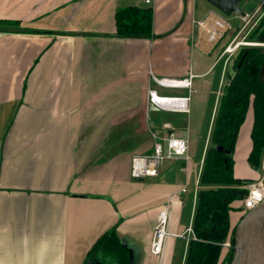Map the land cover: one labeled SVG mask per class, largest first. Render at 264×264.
I'll return each instance as SVG.
<instances>
[{
    "label": "crops",
    "instance_id": "crops-1",
    "mask_svg": "<svg viewBox=\"0 0 264 264\" xmlns=\"http://www.w3.org/2000/svg\"><path fill=\"white\" fill-rule=\"evenodd\" d=\"M165 1L148 5L154 10L153 37L122 38L115 20L117 9L129 5L122 0H0V264H85L94 243L114 227L130 251L129 264L186 263L193 238L186 231L195 221L200 174L222 94L199 164L198 90L168 82L191 74L195 82L222 59L224 81L229 59L224 49L244 31L242 13L249 12L241 7L245 0H204L201 16L194 0H168L163 10ZM263 6L259 1L252 14L259 17ZM186 8L201 17L195 26L182 19ZM234 18L242 26L222 46L231 29L226 20ZM219 19L223 30L211 40ZM180 22L170 39L156 37ZM188 39L204 54H214L218 45L221 52L206 61L208 68L199 55L195 67L187 58ZM150 90L193 95L192 109H159L150 104ZM170 132L188 140L191 159H166L157 176L134 178L133 155L153 150L154 133L164 138ZM251 146L252 140L243 171L236 172V160L235 174L255 180L261 165L249 163ZM168 203L170 233L163 253L154 254L157 217ZM243 211L231 212L233 226Z\"/></svg>",
    "mask_w": 264,
    "mask_h": 264
},
{
    "label": "trees",
    "instance_id": "trees-1",
    "mask_svg": "<svg viewBox=\"0 0 264 264\" xmlns=\"http://www.w3.org/2000/svg\"><path fill=\"white\" fill-rule=\"evenodd\" d=\"M116 35L122 38H151L154 10L151 6L128 5L115 13ZM247 42L264 43V14L247 37ZM264 45L242 44L233 56L221 96L201 172L200 188L185 264H231L235 254V229L231 212L244 201L242 186L252 179L236 176L234 153L240 130L252 108V146L249 163L258 168L264 157ZM243 215L244 212H243ZM230 241L231 246L224 243ZM89 251L85 264H129L130 251L120 242L116 227L100 236ZM226 250V251H225Z\"/></svg>",
    "mask_w": 264,
    "mask_h": 264
},
{
    "label": "rangeland",
    "instance_id": "rangeland-1",
    "mask_svg": "<svg viewBox=\"0 0 264 264\" xmlns=\"http://www.w3.org/2000/svg\"><path fill=\"white\" fill-rule=\"evenodd\" d=\"M194 1L199 3V15L201 16L202 12L204 11V5L203 4H205V2H204V0H194ZM259 1H261V0H247V1L245 0V2L241 5V7H244L245 11H248L249 14H252L253 8L256 7V4H258ZM122 2H124L125 4H129V5H140V6L151 5V3L150 4L145 3L143 0H122ZM167 3H168V0L165 1V5L163 7V10H165V6ZM263 14H264V8H262V10H261V16ZM199 15L197 13L193 14L192 11H189V10L187 11V8H186V11L184 12V14L182 16V19H183V21H187L189 19L191 21L193 20V23L195 26V22H197L196 20L198 18H201V17H199ZM165 17H166V15L164 13L160 16V19L161 20L165 19ZM176 18H177V15H176ZM259 20H260V18L258 19V21ZM226 21L229 23V25H231V29L224 33L225 37L223 38V40L221 42L222 46H223V44H225V42L230 40V38L235 35V33H236L235 31L242 26V21L239 18H234L232 21L227 19ZM180 26H181V22L178 23L177 25L174 24L171 28H168L169 31H166L164 33L157 32L156 37L164 36V38H165L164 41H166V40L171 38V32L176 31L178 28H180ZM254 27H252L250 25L247 28H245L244 31L238 33V35L235 37L236 39L234 40L233 47L231 49L229 48L230 49L229 51H226L228 45L225 47L224 53H225V55H227V57H229V59H228L226 66H225L226 73H224V75H223L224 81L221 82V78H222L221 73H222V70L224 68V59L219 60L216 63H214L212 65L211 70L204 77H201V78L196 77L195 82H193L194 76L192 77L191 87L195 86L194 88L198 90L197 94L194 95V104H195L194 107H195V110L198 111L196 114V118L198 119L197 121L199 123H201L200 129L194 128L198 131V134H200V138L197 139V141H196V154L197 155L195 156L196 162L199 164H201V159H202V156L204 154V147H205L206 138L208 136V131L212 126L214 108H215L221 94H223V92H224L225 84L228 82L229 73L232 72L233 56L235 55L236 50H237V48L234 49V46L237 43V41L238 42L240 41V43H241L240 45H242L243 42H247L246 39L252 33ZM197 39L198 38L196 37V40ZM185 42L189 45L187 58H188L189 62L192 61V63L194 64L195 67H196V62L198 60L199 55H202L205 57V62L208 60L214 61V58L217 56V54H219L221 52V47L218 45L214 54H211V55L204 54V52L199 50V48L190 44L189 39ZM258 43H261V42H258ZM204 64H205L204 65L205 68L209 67V64L207 62ZM193 72L194 71L191 70V72H189V73H193ZM192 96L193 95L189 96V98H190L189 99V107L191 109H192V105H193L192 104V101H193ZM198 122H197V125L199 124ZM252 123H253V112H252V108H251L247 113L246 121L244 122L242 130L240 131L241 133L238 136L239 140H237L236 149H235V153H234V158H235V160H237L236 172H239V173H242L243 167L246 164L247 151L250 147V140H251L250 139V128H251ZM199 126H200V124H199ZM199 126L197 128H199ZM194 127H195V125H194ZM206 153H205V157H206ZM259 176L257 175V178H255V180L258 179ZM200 181H201V174H200L199 182ZM191 187L194 188L193 184L191 185ZM189 205H191V207H192L191 203H189ZM188 208L190 211L191 208L190 207H188ZM241 208L244 209V203H242ZM189 213H190V215H189L190 217L186 223V226H189L190 222L192 221L191 220V218H192L191 212H189ZM191 223L193 225V221ZM190 236L193 237L194 234L192 233Z\"/></svg>",
    "mask_w": 264,
    "mask_h": 264
},
{
    "label": "built area",
    "instance_id": "built-area-1",
    "mask_svg": "<svg viewBox=\"0 0 264 264\" xmlns=\"http://www.w3.org/2000/svg\"><path fill=\"white\" fill-rule=\"evenodd\" d=\"M145 3L150 4L151 0H143ZM257 13L245 14L242 16V21L245 23L243 29L248 26L254 27L258 19L256 17ZM234 41L227 46L226 51H229L233 47ZM240 41L235 44L234 49L240 46ZM243 44H259L264 45V43L256 42H243ZM230 48V49H229ZM233 49V50H234ZM192 77L185 78L183 80H171L169 85L174 87H190L192 85ZM189 97L186 96H161L158 95L155 90H150L149 101L150 104L163 110L172 112H189ZM164 128L173 129L169 123L164 124ZM154 135L158 138L155 143L153 150L150 153H138L133 155L131 161V174L134 178H145L154 177L159 174L160 167L164 160L174 159V158H184L187 162L191 159V154H189V144L188 140L185 138L175 137L173 132H170L169 136L160 138L157 134ZM261 175L258 179L252 180L242 187L248 189L247 195L243 201L244 203V214L248 211L259 207L260 204L264 202V158L261 162ZM185 190V189H184ZM165 204V207L159 212L151 244V249L154 254L163 253L164 242L166 237L169 235V205ZM187 235L194 234L193 226L187 229ZM186 234H182L185 236ZM225 247H230L231 242L227 241L224 243Z\"/></svg>",
    "mask_w": 264,
    "mask_h": 264
},
{
    "label": "water",
    "instance_id": "water-1",
    "mask_svg": "<svg viewBox=\"0 0 264 264\" xmlns=\"http://www.w3.org/2000/svg\"><path fill=\"white\" fill-rule=\"evenodd\" d=\"M234 247L231 264H264V202L242 216L236 225ZM87 264L102 263L89 261Z\"/></svg>",
    "mask_w": 264,
    "mask_h": 264
},
{
    "label": "bare ground",
    "instance_id": "bare-ground-1",
    "mask_svg": "<svg viewBox=\"0 0 264 264\" xmlns=\"http://www.w3.org/2000/svg\"><path fill=\"white\" fill-rule=\"evenodd\" d=\"M218 23H216L217 24V26H219L220 28H216L218 31H212L210 34L211 35H209V38L211 39V40H213V39H216L217 37H218V35H219V31H222L223 29V27H224V24H223V22L219 19L218 21H217ZM206 25H207V23H205ZM206 25H202L203 27H206ZM208 26V25H207ZM171 83H173V82H171Z\"/></svg>",
    "mask_w": 264,
    "mask_h": 264
}]
</instances>
